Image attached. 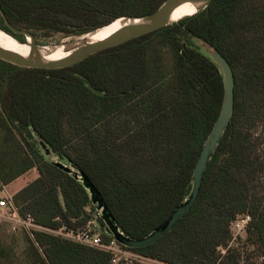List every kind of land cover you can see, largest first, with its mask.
<instances>
[{
	"label": "trees",
	"instance_id": "1",
	"mask_svg": "<svg viewBox=\"0 0 264 264\" xmlns=\"http://www.w3.org/2000/svg\"><path fill=\"white\" fill-rule=\"evenodd\" d=\"M164 1L0 5L14 27L37 41L39 32L89 36ZM0 29L24 40L1 16ZM196 40L230 63L233 113L191 208L153 242L128 247L155 262L130 264H246L251 258L264 264V0H211L193 15L68 67L25 68L0 59V190L32 167L38 172L13 194L19 213L41 226L77 229L96 209L82 184L44 157L40 141L85 174L125 235L141 239L165 222L189 195L223 100V74ZM244 214L250 217L245 237L234 240L231 225ZM97 222L103 238H112L101 217ZM12 236L21 242L14 249L0 242V264H111L104 250L45 232Z\"/></svg>",
	"mask_w": 264,
	"mask_h": 264
},
{
	"label": "water",
	"instance_id": "2",
	"mask_svg": "<svg viewBox=\"0 0 264 264\" xmlns=\"http://www.w3.org/2000/svg\"><path fill=\"white\" fill-rule=\"evenodd\" d=\"M210 1L211 0H165L156 10L151 13L139 16H123V18L126 20L124 24L105 39L99 41H89L87 39L76 40L74 38L66 44L70 53L66 57L54 61H48L43 58L39 49L43 45L37 43L34 35L30 31L14 27L7 19L0 5V16L6 27L14 34L23 35L24 40H17L20 44H28L30 48L29 55L24 57L21 54L0 47V59L25 68L55 69L68 67L84 60L88 56L100 50L122 44L133 38L174 23L171 22L172 13L175 8L183 3L189 2L195 5L196 10L199 11L205 8ZM0 30L3 31L2 29ZM11 36L14 37L13 35ZM196 42L202 44L206 55L209 56L211 60L220 68L223 74L224 93L222 105L193 168L191 176L192 184L189 195L171 212L168 219L155 228L150 234L141 239H133L125 235L112 217L101 194L81 170L74 168L68 163L62 162L55 154L52 155L50 159H48L49 161L65 169L82 184V186L89 193L91 203L100 212V217L106 227L105 232L126 247L135 248L148 245L169 231L175 225V223L191 208L198 195L203 174L230 122L234 109V74L232 67L227 59L215 47L209 45L207 42L197 40ZM90 89L96 94H101L99 90L92 86H90ZM29 138L30 140L34 139V134L30 135ZM39 143L43 155H51L52 152L46 147V145L40 141Z\"/></svg>",
	"mask_w": 264,
	"mask_h": 264
},
{
	"label": "built area",
	"instance_id": "3",
	"mask_svg": "<svg viewBox=\"0 0 264 264\" xmlns=\"http://www.w3.org/2000/svg\"><path fill=\"white\" fill-rule=\"evenodd\" d=\"M98 217H100V212L95 209L94 211H91V220L85 225V227L67 229L66 227L62 226L53 229L35 223L29 215L22 216L19 213L18 207L13 202V194L10 192L5 191L0 197V220L7 222L13 232L24 230L29 235L33 236L34 232L41 231L71 242L98 248L106 251L109 254L111 264L155 262L154 260L147 258L140 253L120 244L113 238L108 240L104 239L102 236V231L96 223ZM249 220V215L244 214L238 216L231 225L232 233L244 231Z\"/></svg>",
	"mask_w": 264,
	"mask_h": 264
},
{
	"label": "bare ground",
	"instance_id": "4",
	"mask_svg": "<svg viewBox=\"0 0 264 264\" xmlns=\"http://www.w3.org/2000/svg\"><path fill=\"white\" fill-rule=\"evenodd\" d=\"M196 6L186 2L181 5H179L177 8L172 13L171 16V22H175L178 19H181L186 16L193 15L196 13ZM126 20L121 17L113 22H111L108 26L105 28L94 32L90 34L89 36H80V37H75L76 40H81V39H87L89 41H99L102 39H105L115 31H117L125 22ZM74 38H64L58 43H53V44H43L42 47H40V52L45 60L48 61H54L61 59L63 57H66L70 51L68 46L66 44L70 42ZM0 47L16 52L18 54H21L22 56L26 57L29 55L30 48L28 44H20L17 38L12 37L8 33H5L4 31L0 30Z\"/></svg>",
	"mask_w": 264,
	"mask_h": 264
},
{
	"label": "rangeland",
	"instance_id": "5",
	"mask_svg": "<svg viewBox=\"0 0 264 264\" xmlns=\"http://www.w3.org/2000/svg\"><path fill=\"white\" fill-rule=\"evenodd\" d=\"M71 38H75V36H70ZM64 38H69V37H65L64 35L62 34H59V33H55V34H52V35H45L44 33L42 32H39L38 33V37H37V43L38 44H53V43H58L60 42L62 39ZM202 46V44H201ZM203 47V46H202ZM263 149H264V144H263ZM12 186H14V184H10V185H4V187L1 188L0 190V197L4 194L5 191H8V192H12ZM97 226L98 227H101L100 226V223L97 222ZM105 226V224H104ZM19 231V230H18ZM233 234V239L234 240H237L239 237L240 238H244L245 237V230L244 231H240L238 233H232ZM13 231L11 230V227L10 225L3 221V220H0V242L2 243H5L6 245L12 247V249L16 248V244H19L21 242V240H19L18 242L19 243H16L14 240H13ZM246 264H256V259L255 258H251L248 260V262H246Z\"/></svg>",
	"mask_w": 264,
	"mask_h": 264
},
{
	"label": "crops",
	"instance_id": "6",
	"mask_svg": "<svg viewBox=\"0 0 264 264\" xmlns=\"http://www.w3.org/2000/svg\"><path fill=\"white\" fill-rule=\"evenodd\" d=\"M54 155L53 153H51V155L49 156H44L46 159H50V157ZM62 162H64L63 160H61ZM38 176V172L37 170L32 167L30 169H28L27 171H25L24 173H22L21 175L17 176L15 179H13L11 182H9L6 185H10L11 183L14 184V186H12V192L11 194H14L15 192H17L18 190H20L22 187H24L25 185H27L28 183H30L31 181H33L34 179H36Z\"/></svg>",
	"mask_w": 264,
	"mask_h": 264
}]
</instances>
